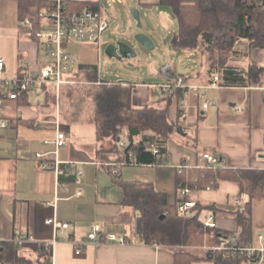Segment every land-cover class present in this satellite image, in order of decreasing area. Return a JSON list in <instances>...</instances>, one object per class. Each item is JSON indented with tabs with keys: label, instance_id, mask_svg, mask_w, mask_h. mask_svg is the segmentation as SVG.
<instances>
[{
	"label": "crops",
	"instance_id": "0c3cea01",
	"mask_svg": "<svg viewBox=\"0 0 264 264\" xmlns=\"http://www.w3.org/2000/svg\"><path fill=\"white\" fill-rule=\"evenodd\" d=\"M28 1L44 0H0V58L5 64L0 83L17 76L23 65L36 70L49 61L42 43L31 38L33 25L25 23L30 19H20ZM67 1L77 7L91 5L106 11L103 0ZM119 2L124 4L123 0ZM44 9L39 10V17ZM161 15L169 19L168 14ZM235 64L261 68L260 84L232 87L220 86L218 80L208 84L195 82V78L191 83L187 81L200 88L186 91L180 115L172 110L170 119L181 124L184 134L172 133L166 138V162L128 165L133 169L127 170L120 166L121 181L141 187L150 185L165 193L172 204L177 194L176 174L183 167L204 166V150L215 154L217 166L222 168L264 170V38L245 60ZM131 84L133 104L151 105L148 90L154 84ZM164 99L161 96L157 101L164 103ZM205 99L213 100L215 106L204 110L201 104ZM63 108L53 105L48 96L37 97L32 90L17 99L4 98L0 102L5 122L4 127L0 126V247L6 248L0 255V264H20L22 259L32 264H175L176 251L184 249L190 253L189 248H197L195 244L146 243L139 238L134 227L138 212L122 203L123 190L113 180L112 166L107 168L96 156L98 142L90 111L77 109L72 116L71 110ZM78 115L93 124V135L78 134L74 127L77 122L71 121ZM58 130L66 132L67 144L56 151L53 141ZM54 160L76 164L75 169L81 172L80 181H76L75 175L57 177L53 168L41 167L42 162L51 164ZM187 194L190 200L207 206L201 210L205 214L200 219L203 225L209 216L216 223V229L202 228V250L205 246L223 245L213 244L211 235L216 230L237 231L238 225L231 216L236 211L233 201L243 197L247 202V195L240 193L237 182L224 179L215 188ZM249 212L251 242H255L256 236L264 233V188L263 195L251 200ZM48 218L67 223L68 227L56 230L45 223ZM94 225L100 227L99 238L100 234L115 233L125 236V242L92 241L88 233ZM24 234L29 237L19 239ZM61 236L64 240L53 243L54 238ZM45 242H50V246L42 249ZM206 262L214 264L213 260Z\"/></svg>",
	"mask_w": 264,
	"mask_h": 264
},
{
	"label": "trees",
	"instance_id": "16d2710c",
	"mask_svg": "<svg viewBox=\"0 0 264 264\" xmlns=\"http://www.w3.org/2000/svg\"><path fill=\"white\" fill-rule=\"evenodd\" d=\"M67 2L73 10L96 8L91 5L77 7L70 1ZM157 4L171 8L174 13L177 26L173 44L184 49H195L202 55V76L200 72L196 73L199 82L212 83V77L217 76L220 86L260 84L263 72L261 68L253 65L242 68L235 61L245 60L257 42L264 38V0H158ZM24 5L26 8L20 14V19H30L33 25L31 38L35 39V32L41 28L39 10L49 7V2L28 1ZM76 74L84 75L89 82L95 83L98 81L97 64L80 62L72 73ZM180 76L187 82V77ZM100 83L95 88L86 86L84 95L91 105L90 119L95 125L98 160L107 168L111 167V163L122 166L166 162V138L177 133V127L181 126L177 120L170 119L168 112L174 105L177 115L181 114V100L189 87L176 88L171 94L165 95L164 106L158 107L149 104L134 105V85L128 81L110 82L102 79ZM47 96L52 100L50 92ZM118 176L119 174L112 175L113 180L123 190L122 203L132 206L138 212L135 232L146 243L187 245L192 240L196 227H204L199 214L207 206L195 201L190 209L191 216H178L179 204L191 199L190 194L182 195L180 192L184 189L201 190L209 185L215 188L221 179L237 182L240 193L246 194L248 201L245 211L236 210L231 215L238 225L237 231L216 230L211 235L212 243L228 246L234 232H238L239 240H253L250 202L263 195L264 170L227 169L220 166L183 167L176 174L177 194L172 204L168 203L165 193L157 192L152 186L141 187L132 182H123ZM213 215H216L215 212ZM99 239L103 241L105 236L100 234ZM41 247L44 249L43 245ZM5 249L4 246L0 247V255ZM190 254L184 250L176 251L175 264H192L196 258ZM204 257L205 260H214V264H248L244 255L228 249L207 250ZM20 264L32 263L22 259Z\"/></svg>",
	"mask_w": 264,
	"mask_h": 264
},
{
	"label": "built area",
	"instance_id": "2783aa9c",
	"mask_svg": "<svg viewBox=\"0 0 264 264\" xmlns=\"http://www.w3.org/2000/svg\"><path fill=\"white\" fill-rule=\"evenodd\" d=\"M120 0H109L110 2ZM49 7H46L40 12L41 28L35 32V38L39 40L49 58V61L42 64L38 69L31 70L26 65L18 71V75L14 78L4 80L0 83V102L4 98L17 99L20 94L27 91H33L37 97H46L49 92L55 93L60 86L68 82V78L72 76L73 68L76 64L71 54L67 50V44L71 41H79L97 44L99 43L102 34L109 28L111 23V16L101 9L73 10L69 7L67 0H48ZM31 25L29 21L25 22ZM33 34V33H31ZM4 60L0 58V72L4 69ZM172 66L170 63H163L160 65L157 73L151 72L150 75H157L163 78V82L159 84L165 94H171L176 88L186 87L192 89H199V86L188 85L184 78L176 76L172 73ZM213 81H217L218 77L213 76ZM99 83L101 80L98 81ZM53 89V91H52ZM202 108L206 110L208 107H214L213 100L205 99L201 104ZM0 113V126L4 127L5 122L2 120ZM56 151L67 144V136L62 130H58L54 139ZM123 145V143H120ZM55 151V152H56ZM156 152V149H153ZM40 157V154H37ZM201 156L205 162L204 166L198 167H214L217 166L218 157L209 150H204ZM164 163V162H162ZM76 164L68 162L62 164L58 160H54L51 164L42 162V168H53L57 177H70L75 175L76 181H80L81 172L75 169ZM111 173L118 175L119 170L115 163H111ZM213 184V181H211ZM210 183V184H211ZM205 189H211V185L206 186ZM188 189H184L180 194L188 193ZM1 195V193H0ZM237 211L246 210V201L243 197H237L233 201ZM195 205V201L188 200L179 204L177 208V215L181 217H189L192 215L190 209ZM46 224L52 225L56 230L65 229L68 227L67 223H60L54 218L45 220ZM206 228H215L216 223L213 216H209L205 221ZM101 232L98 225L91 226L88 233L89 238L94 242H100L99 233ZM238 232H234L229 240V245L205 246L207 250H229L233 253L244 255L248 259V264H264V233L256 236L255 242H248L239 240ZM27 234L22 235L19 239H27ZM59 240H64V237H56L53 243ZM20 241V240H19ZM104 242L124 243L125 236L115 233H108L105 235ZM49 248L50 242L42 244ZM77 250H81L78 247Z\"/></svg>",
	"mask_w": 264,
	"mask_h": 264
},
{
	"label": "rangeland",
	"instance_id": "374dc122",
	"mask_svg": "<svg viewBox=\"0 0 264 264\" xmlns=\"http://www.w3.org/2000/svg\"><path fill=\"white\" fill-rule=\"evenodd\" d=\"M123 1L124 4L119 1L109 3V0H103L104 9L111 16L109 28L102 34L98 45L79 41L69 42L67 44L69 53H71L76 66L80 62H95L98 66V77L100 79L111 82L128 81L131 83L145 82L154 84L148 90L150 103L154 106L163 107L164 103L157 101L161 96H165V93L159 86L163 78L157 75L150 76L149 73L151 71L157 73L161 64L170 63L172 66L171 71L174 75H184L188 78L187 81L191 83L194 81V78L195 80L197 79V72H200L202 76V55L195 49H184L173 44L177 25L171 8L158 5V0ZM145 2L150 3L151 6H145L143 4ZM133 9L139 10L142 24L140 28L137 27L136 21L131 15ZM161 13L168 14L169 19L164 18ZM137 32L148 35L154 47L148 50L136 43L134 35ZM117 41H124L134 46L136 57L133 59H116L115 57L108 56L105 53L106 46ZM76 66L73 68V72H75ZM98 81L92 83L84 75H72L68 78V82L57 90V96L52 92L53 105L60 109L64 107L63 109L67 110L68 108L72 111H70L71 113L69 112L72 116L75 115L77 109L90 111L91 105L88 104V99L84 97L87 91L86 86L92 88L100 86L101 83ZM189 82H187L188 85H190ZM195 82H198V80ZM144 90L146 89L144 88ZM30 96H32L31 93ZM174 109V105L170 107L168 112L169 117H171L172 110L174 111ZM71 121L77 122L74 123V127L78 129L80 136L88 137V134L93 135L94 126L91 122L85 121L80 115ZM63 132L66 134L64 130ZM120 168H124L125 170L133 169L128 167V165H122ZM202 213L203 216L205 215L204 211H202L199 216L200 219H202ZM202 238L204 239L202 237V229L196 227L195 234L188 244L198 246L197 248H189L188 250L198 260L195 264H211L206 262L207 260L203 256L202 251L205 253L207 249L202 250ZM202 260L205 261L202 262Z\"/></svg>",
	"mask_w": 264,
	"mask_h": 264
},
{
	"label": "water",
	"instance_id": "95a60500",
	"mask_svg": "<svg viewBox=\"0 0 264 264\" xmlns=\"http://www.w3.org/2000/svg\"><path fill=\"white\" fill-rule=\"evenodd\" d=\"M131 15L136 21L137 27H141V21H140V15H139V10L138 9H133L131 11ZM134 40L136 43L141 45L142 47L150 50L154 47V44L151 40V38L142 33V32H137L134 35ZM105 53L108 56L115 57L116 59H121V58H127V59H133L136 57V51L134 46L124 42V41H117L115 43L108 44L105 48ZM177 133L179 135H183L184 131L181 126L177 127ZM120 138H117V141H119ZM161 218L163 215L160 216Z\"/></svg>",
	"mask_w": 264,
	"mask_h": 264
}]
</instances>
